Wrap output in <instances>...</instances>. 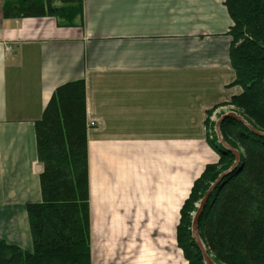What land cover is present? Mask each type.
Listing matches in <instances>:
<instances>
[{
	"label": "crops",
	"instance_id": "0c3cea01",
	"mask_svg": "<svg viewBox=\"0 0 264 264\" xmlns=\"http://www.w3.org/2000/svg\"><path fill=\"white\" fill-rule=\"evenodd\" d=\"M9 1L0 0V238L32 250L26 206L41 200L43 169L35 122L58 85L83 79L91 264H177V130L217 122L241 91L228 86L224 0H82L74 25L4 17ZM179 145L178 156L193 154ZM210 149L206 163L217 158Z\"/></svg>",
	"mask_w": 264,
	"mask_h": 264
},
{
	"label": "trees",
	"instance_id": "16d2710c",
	"mask_svg": "<svg viewBox=\"0 0 264 264\" xmlns=\"http://www.w3.org/2000/svg\"><path fill=\"white\" fill-rule=\"evenodd\" d=\"M224 4L232 20L227 34L234 79L228 86L242 88L228 103L252 122L249 125L264 132V0H224ZM2 15H51L60 25H74L82 17V0H10ZM85 98L83 79L62 83L35 122L43 169L41 200L26 206L33 247L26 251L0 238V264H91ZM220 127L226 143L231 145L225 127L241 141V158L210 193L198 218V233L216 264H264V137L231 117L224 118ZM212 147L218 162L206 164L179 211L177 245L188 264H204L191 231L193 202L235 161L228 149ZM225 159L230 161L216 171L214 167Z\"/></svg>",
	"mask_w": 264,
	"mask_h": 264
},
{
	"label": "rangeland",
	"instance_id": "374dc122",
	"mask_svg": "<svg viewBox=\"0 0 264 264\" xmlns=\"http://www.w3.org/2000/svg\"><path fill=\"white\" fill-rule=\"evenodd\" d=\"M230 40H231V38H230ZM230 86H239V85H230ZM263 86H264V80H263ZM228 90L230 92L231 89H228ZM241 91H242V88H241ZM229 95L231 97L232 95H235V93L231 92ZM230 97L227 100H229ZM237 110L238 109L235 106H233L232 104L228 103V101H227L225 104H222V106L220 107V110L217 109L213 113V120L215 121L218 118V117H216V114H217V116L221 115L222 113H228V112H235L236 114H238ZM247 123L251 124L252 122H247ZM220 128H221L220 124L217 127V122H200V125H198L195 128L178 129L177 130V162H176V169H177V210L178 211H176V213H177V220L178 221H179V217H180V213H179L180 208H181L184 200L189 195L194 180L196 179V177H198L201 174V172L204 169V167L206 166V164L212 163V162H209V161L206 163V161L208 159H205V157H210V156H206L208 153H210L208 150H211L210 148L213 146V144L214 145L218 144V145L221 146V148L227 149L221 144V142L219 140V138L223 140L222 132H221ZM230 133H231V131L229 130V128L225 127V135L227 137L226 139L230 142V144L232 146L229 145L228 143H226V141H224V140L223 141L226 144H228L231 148H233L236 151H238L239 153H241L242 152L241 141L238 140V139H235V137H232ZM209 139H211L213 141L212 142L213 144H211V145L209 144V141H210ZM186 142L192 143L191 152H193V154L185 155L186 151H183L182 155L178 156V148L180 147L179 144H185ZM205 149L208 152H206ZM212 149L216 153V157L217 158H216L215 161L218 162L219 155L216 152V150L214 149V147H212ZM186 157H187V159H190V160H186L185 161L184 158H186ZM211 159H212V156H211ZM215 161H213V163ZM229 161L230 160H228V159L222 160L221 164H219L218 166L214 167L215 170L219 171L220 169H222L223 165L228 163ZM199 169L201 171L198 173V175L196 177H194L197 174V172L199 171ZM212 183H209V187L211 186ZM207 190L205 191V193L207 192ZM205 193H204V195H205ZM202 198H198L197 200H195L193 202V210L189 212V214L191 216V231H192L193 218H194V216L196 214V211H197V209L199 207V204H200ZM171 217H172V214H171ZM177 225H178V222H177ZM131 227L132 226H128L129 229H131ZM197 233H198V229H197ZM151 242L154 243L155 241L151 240ZM161 251L163 252L164 249H161ZM176 261H177V264H188L186 258L183 256V252H182L181 248L178 245H177Z\"/></svg>",
	"mask_w": 264,
	"mask_h": 264
},
{
	"label": "water",
	"instance_id": "95a60500",
	"mask_svg": "<svg viewBox=\"0 0 264 264\" xmlns=\"http://www.w3.org/2000/svg\"><path fill=\"white\" fill-rule=\"evenodd\" d=\"M226 117H231L237 121L242 122L243 124H245L251 132H253L254 134L258 135V136H262L264 137V132L258 131L256 129H254L252 126H250L240 115L236 114L235 112H228L225 113L224 115H222L219 119V121L217 122V127L218 125L221 123V121L226 118ZM221 144L227 148L230 152H232L235 156V161L233 163L232 166H230L228 169L224 170L223 172H221L218 177L216 178V180L211 184V186L209 187V189L207 190V192L205 193L204 197L202 198L199 207L196 211V214L193 218V222H192V232H193V236L196 240L197 246L199 248V250L201 251L202 257H203V262L204 264H216L214 262V260L212 259V257L210 256V254L208 253L202 239L200 238L199 234L197 233V222H198V218L204 208V205L210 195V193L213 191V189L216 187V185L218 184V182L227 174H229L230 172H232L236 166L238 165L241 155L238 151H236L235 149L231 148L228 144H226L222 139H220Z\"/></svg>",
	"mask_w": 264,
	"mask_h": 264
},
{
	"label": "bare ground",
	"instance_id": "6f19581e",
	"mask_svg": "<svg viewBox=\"0 0 264 264\" xmlns=\"http://www.w3.org/2000/svg\"><path fill=\"white\" fill-rule=\"evenodd\" d=\"M193 233V232H192Z\"/></svg>",
	"mask_w": 264,
	"mask_h": 264
}]
</instances>
